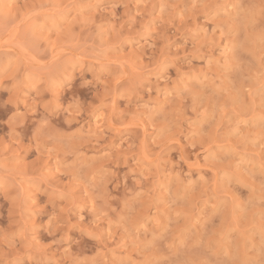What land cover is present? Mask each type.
I'll return each instance as SVG.
<instances>
[{"label": "clouds", "instance_id": "clouds-1", "mask_svg": "<svg viewBox=\"0 0 264 264\" xmlns=\"http://www.w3.org/2000/svg\"><path fill=\"white\" fill-rule=\"evenodd\" d=\"M0 264H264V0H0Z\"/></svg>", "mask_w": 264, "mask_h": 264}]
</instances>
